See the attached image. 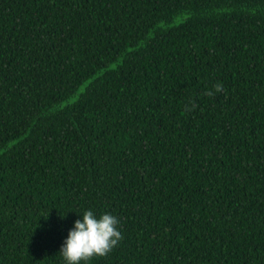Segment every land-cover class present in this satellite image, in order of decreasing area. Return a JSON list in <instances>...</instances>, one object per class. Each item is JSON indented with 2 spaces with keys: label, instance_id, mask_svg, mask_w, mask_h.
<instances>
[{
  "label": "trees",
  "instance_id": "16d2710c",
  "mask_svg": "<svg viewBox=\"0 0 264 264\" xmlns=\"http://www.w3.org/2000/svg\"><path fill=\"white\" fill-rule=\"evenodd\" d=\"M87 210V264H264V0H0V264Z\"/></svg>",
  "mask_w": 264,
  "mask_h": 264
},
{
  "label": "clouds",
  "instance_id": "9594fccd",
  "mask_svg": "<svg viewBox=\"0 0 264 264\" xmlns=\"http://www.w3.org/2000/svg\"><path fill=\"white\" fill-rule=\"evenodd\" d=\"M223 91V85L217 83L209 96ZM75 220L60 249L65 264H87L93 257L107 256L122 239L117 216L104 213L99 216L87 210Z\"/></svg>",
  "mask_w": 264,
  "mask_h": 264
}]
</instances>
